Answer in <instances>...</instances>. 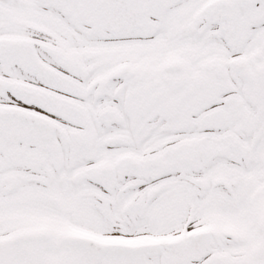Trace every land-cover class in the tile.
<instances>
[{"label": "snow or ice", "instance_id": "1", "mask_svg": "<svg viewBox=\"0 0 264 264\" xmlns=\"http://www.w3.org/2000/svg\"><path fill=\"white\" fill-rule=\"evenodd\" d=\"M0 264H264V0H0Z\"/></svg>", "mask_w": 264, "mask_h": 264}]
</instances>
